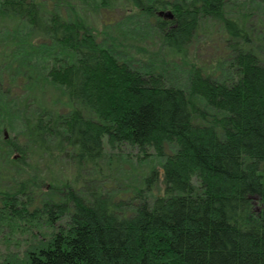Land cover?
Wrapping results in <instances>:
<instances>
[{
  "label": "trees",
  "instance_id": "trees-1",
  "mask_svg": "<svg viewBox=\"0 0 264 264\" xmlns=\"http://www.w3.org/2000/svg\"><path fill=\"white\" fill-rule=\"evenodd\" d=\"M128 2L166 52L188 63L205 26H219L221 75L194 64L184 89L162 68L136 67L117 41L99 39L86 0H0V35L19 49L3 55L14 75L3 83L0 69V134L14 131L4 99H15L22 124L0 139V160L23 176L1 192V208L47 231L21 259L0 264H264V0ZM166 11L172 19L159 16ZM50 89L57 109L20 99ZM105 144L164 158L163 194L152 196L155 169L138 187H120L125 194L106 190ZM60 160L64 176L53 180Z\"/></svg>",
  "mask_w": 264,
  "mask_h": 264
},
{
  "label": "rangeland",
  "instance_id": "rangeland-1",
  "mask_svg": "<svg viewBox=\"0 0 264 264\" xmlns=\"http://www.w3.org/2000/svg\"><path fill=\"white\" fill-rule=\"evenodd\" d=\"M86 1L88 6L85 8L87 10L85 18H87V21H89L96 31L99 39L105 40V38L111 37V40H115L117 43L121 44H116V49L121 54L128 55L136 67H141L146 71L148 69H150V71L154 70L156 67L160 70L162 68V70L165 71L164 75L168 80L175 85L183 87L184 89H188L190 86V66H194V64L213 69L210 74L213 73L217 76L221 75L223 66L217 65L222 49V43L220 41L221 29L219 26L211 23L205 26V30L207 32H202L200 36L196 38L195 44L189 48L188 59L191 62L188 63L187 60H181L177 57L173 58L170 56V53L166 52L165 48L161 46L158 39L153 35V28L150 21L140 14L132 13L134 9L129 4L128 0ZM103 2H108V9L99 10ZM233 2L236 3V9H242L243 11L254 7L241 5L240 1ZM259 8V11L264 9L262 7ZM0 28V30H3L1 22ZM4 31L5 30L0 32ZM12 39L13 38L11 37H4L0 35V54H2V56H0V69L1 72H3V83H6L9 77L14 75L13 62L8 58L4 59L3 55L9 53L10 56V54L17 53L19 51L18 48H10V42ZM33 40L35 42L39 41V39ZM36 66L42 72L44 63L39 60L37 61ZM223 70V77L227 78L232 75L229 74L228 70H225L224 68ZM45 85L46 84H44V86ZM11 90L13 98H16L15 95L20 93L19 82L17 80ZM41 92L43 94L38 93L39 95H35L26 91L25 95L21 96L20 99L29 97V106H31L30 109H36L35 104L37 101L48 108L54 101V104H52L50 109L61 106L59 104L57 93H55L54 90L50 89L48 91ZM4 100L5 101L2 103V106L4 108L7 106L4 110V117H6L14 128L13 132L10 130L1 131L0 139L3 137L4 140H7L10 135L13 136L19 132L21 134L22 124L18 119L21 112L16 109L17 104L15 99ZM205 108H207V106H205ZM5 134L7 135V138H5ZM173 148V150H176L175 146H173ZM173 150L170 148L168 149V152L171 153ZM104 152L105 156L102 168L107 170V173L111 176V180L116 182L115 185L111 180L108 182L105 181L104 186L106 190L117 189V192L125 194L126 192L120 187H127L131 184L138 187L140 184L138 176H143L147 173L149 174L151 169H155L159 173V180L152 191V196L155 197L163 194L164 184L161 175V165L164 158H158L152 149H147L145 153L142 154L135 148H131L128 145H122L118 149L112 150L105 144ZM0 165V259L10 256L21 259L29 245L37 238L35 236L47 233V231L44 229L45 226L42 227L43 221L36 222V220L34 221L29 214H16L15 211L11 210L10 212H7V210L2 209L3 203L1 200L3 196L1 195V192H8L7 190L13 189L15 181L19 182V180L23 179V176L17 175L11 164H2L0 160ZM65 167L66 162L64 160H60L58 165L53 168L52 179H59L62 172L63 174L61 177L63 178ZM95 180L97 181L99 178H95ZM47 186L48 185H46V187ZM34 201H36V198H33V202ZM36 224L37 226H40L39 229L38 227H35ZM37 231L39 233H37Z\"/></svg>",
  "mask_w": 264,
  "mask_h": 264
},
{
  "label": "water",
  "instance_id": "water-1",
  "mask_svg": "<svg viewBox=\"0 0 264 264\" xmlns=\"http://www.w3.org/2000/svg\"><path fill=\"white\" fill-rule=\"evenodd\" d=\"M159 16L162 17L163 19H172V14L169 11L166 12H160ZM5 138H7V135L5 134Z\"/></svg>",
  "mask_w": 264,
  "mask_h": 264
}]
</instances>
